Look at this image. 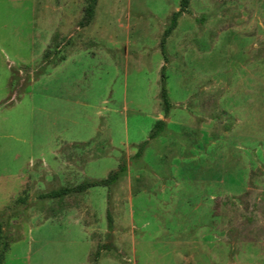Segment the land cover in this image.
I'll return each instance as SVG.
<instances>
[{"label":"rangeland","instance_id":"rangeland-1","mask_svg":"<svg viewBox=\"0 0 264 264\" xmlns=\"http://www.w3.org/2000/svg\"><path fill=\"white\" fill-rule=\"evenodd\" d=\"M85 3L0 0V264H264V0Z\"/></svg>","mask_w":264,"mask_h":264},{"label":"trees","instance_id":"trees-1","mask_svg":"<svg viewBox=\"0 0 264 264\" xmlns=\"http://www.w3.org/2000/svg\"><path fill=\"white\" fill-rule=\"evenodd\" d=\"M188 2H189V0H179L178 10L170 15L168 26L163 31L162 38L160 41V49L162 52L164 51V44H165L166 37L174 29V27L176 25L177 17L181 13H184L187 10ZM95 3H96V0H86L85 8L83 10V14H82L80 20L77 23V27L83 28L88 24V22L91 20V18L93 16ZM46 60H47V56H46V54H44L42 57V61L44 62ZM162 71H163V67L161 68V73H162ZM159 96H160V100H161L162 109L164 111V114L166 115L168 108H169V105H168L165 90L163 87V77H161V90H160ZM163 126H164V123L162 121H158L154 124L153 129L149 133L147 140L140 143L137 146L136 152L134 154L135 158L140 157V155H141L143 149L146 147L148 141L156 138L161 133ZM125 170H126L125 163H124V161H122L121 163H119L117 169L109 172L108 175L106 176V178H104V179L86 180V181H83V182L76 184L74 186L59 187V188L52 190V191H49L47 193L40 194L38 196V198L39 199H57V198H60L63 196L73 194V193H82V192H84L87 189L92 188V187L109 188L111 185H113L119 179V177L125 172ZM105 218H106V224H107L106 228H107V231L109 234V232L111 231V227H112L111 226L112 219H111V215H110V210L108 208L106 209ZM0 219H1V216H0ZM1 234L2 233H1V220H0V261L2 259V254H3L4 250L7 248V243L3 239V236ZM107 236L109 238V235H107ZM97 255H98V252L96 251L94 254L95 259H96Z\"/></svg>","mask_w":264,"mask_h":264}]
</instances>
